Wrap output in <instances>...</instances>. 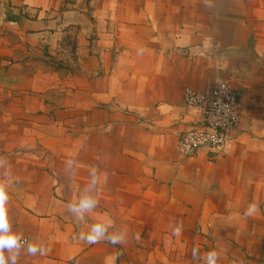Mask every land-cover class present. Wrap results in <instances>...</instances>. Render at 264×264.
<instances>
[{"label":"crops","instance_id":"crops-1","mask_svg":"<svg viewBox=\"0 0 264 264\" xmlns=\"http://www.w3.org/2000/svg\"><path fill=\"white\" fill-rule=\"evenodd\" d=\"M219 80L240 92L231 144L183 157L185 90ZM92 167L80 221L67 204ZM0 186L46 249L17 264H203L194 247L264 264V0H0ZM101 219L123 244L79 239Z\"/></svg>","mask_w":264,"mask_h":264},{"label":"clouds","instance_id":"clouds-1","mask_svg":"<svg viewBox=\"0 0 264 264\" xmlns=\"http://www.w3.org/2000/svg\"><path fill=\"white\" fill-rule=\"evenodd\" d=\"M71 167V165H70ZM89 179L80 191L75 200L67 204V210L77 220L83 221L98 207V188L101 184V177L96 167L89 169ZM9 195L3 186H0V264H17L21 252L27 255H44L45 247L38 241H29L13 230L7 214V203ZM257 211L255 203L250 204L245 210V214H252ZM179 232V228L174 230ZM79 239L87 244H96L106 240L112 245L123 244L126 239L124 230H117L111 220L101 219L91 223L87 231L79 234ZM194 259H202L203 264H218L219 254L215 249L209 250L201 256L199 249L193 248Z\"/></svg>","mask_w":264,"mask_h":264},{"label":"built area","instance_id":"built-area-1","mask_svg":"<svg viewBox=\"0 0 264 264\" xmlns=\"http://www.w3.org/2000/svg\"><path fill=\"white\" fill-rule=\"evenodd\" d=\"M184 108L186 111H198L200 119L179 137L176 145L179 155L193 156L202 148L221 152L230 146L232 133L238 127L242 113L240 92L234 86L219 80L211 92L187 87Z\"/></svg>","mask_w":264,"mask_h":264}]
</instances>
